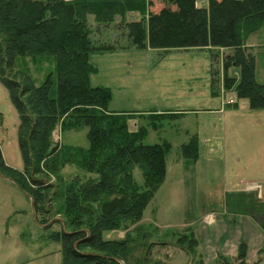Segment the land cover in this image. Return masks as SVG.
Instances as JSON below:
<instances>
[{
  "label": "trees",
  "instance_id": "trees-1",
  "mask_svg": "<svg viewBox=\"0 0 264 264\" xmlns=\"http://www.w3.org/2000/svg\"><path fill=\"white\" fill-rule=\"evenodd\" d=\"M158 1L164 6L151 12V0H0V81L19 113L18 141L24 161V170L12 168L0 147V170L32 198L39 224L59 215L69 227L65 231L70 233L44 227L51 239L60 242L63 264H164L152 262V242L147 239L134 244L128 232L126 237L105 238L107 232L141 220L165 179L170 143H145L147 123L130 130L132 115L143 113L107 109L111 90L90 85L89 76L97 71L90 55L129 46L207 49L211 94L233 91L238 99H247L250 108H264V83L257 82L255 56L245 45L246 37L264 21V0H207L206 8L197 7L196 0ZM129 12L140 17L126 20ZM113 23L123 26L128 45L94 37L99 25ZM43 63L46 72L38 79L31 66L39 68ZM231 67L238 69V76L229 74ZM56 128L62 133L86 128L87 145L55 141ZM181 151L183 157L195 160V138ZM66 166L75 170L68 178L63 172ZM136 167L142 183L134 178ZM55 224L62 226L59 221ZM190 243L197 244L193 235ZM140 245L142 256H134ZM180 246L193 251L189 244ZM245 255L242 242L237 257L224 258V263L251 264Z\"/></svg>",
  "mask_w": 264,
  "mask_h": 264
},
{
  "label": "rangeland",
  "instance_id": "rangeland-1",
  "mask_svg": "<svg viewBox=\"0 0 264 264\" xmlns=\"http://www.w3.org/2000/svg\"><path fill=\"white\" fill-rule=\"evenodd\" d=\"M157 3L162 2L154 0L151 12L158 11ZM139 17L137 12H129L125 19ZM90 22L95 26L91 17ZM121 28L117 23L99 25L94 37L128 45ZM245 44L253 45L255 78L264 83V21L246 37ZM90 61L97 68L89 76L90 85L111 90L107 109L143 113L132 115L130 130L147 123L145 143H170L165 179L141 220L126 229L109 231L105 238L126 237L128 232L134 244L147 239L152 242V262L160 260L164 264H225L224 258L235 259L244 242L245 260L264 264V108H250L247 99H238L233 91L211 94V55L207 49L163 51L129 46L90 55ZM42 65L31 66L38 79L46 72L47 64ZM229 74L238 76V69L231 67ZM0 112V147L5 163L22 171L20 117L1 81ZM154 112L173 115H147ZM86 130L62 133L56 128L52 136L59 143L87 145ZM192 138L198 148L195 160L183 157L181 151ZM73 170L66 166L64 177ZM134 178L138 183L143 181L138 167ZM34 212L32 198L11 177L0 174V264H63L60 242L39 226ZM208 216L210 221L206 220ZM54 218L64 223L61 216L51 220ZM52 224L47 226L70 230L65 223ZM191 235L197 242L193 247ZM181 244H189L193 251L186 252ZM143 250L140 245L132 254L142 256ZM229 262L233 264L234 260Z\"/></svg>",
  "mask_w": 264,
  "mask_h": 264
},
{
  "label": "crops",
  "instance_id": "crops-1",
  "mask_svg": "<svg viewBox=\"0 0 264 264\" xmlns=\"http://www.w3.org/2000/svg\"><path fill=\"white\" fill-rule=\"evenodd\" d=\"M151 1L153 2L154 0H151ZM195 4H196L197 7H200V8H206V7H207V0H196V1H195ZM163 6H164V3H157V9H156V10L161 9ZM245 45H246V44H245ZM246 46L251 47L252 50L254 49V48H253V45H246ZM263 46H264V45H263ZM221 91H223V92L225 93V91H224L223 89H222ZM206 220H207V221H210L211 218L208 216V217L206 218Z\"/></svg>",
  "mask_w": 264,
  "mask_h": 264
},
{
  "label": "water",
  "instance_id": "water-1",
  "mask_svg": "<svg viewBox=\"0 0 264 264\" xmlns=\"http://www.w3.org/2000/svg\"><path fill=\"white\" fill-rule=\"evenodd\" d=\"M0 174H2L1 173V170H0ZM12 179V178H11ZM34 214H35V212H34ZM35 217H36V214H35ZM37 220V219H36ZM54 221H59V222H61V219L60 218H54L53 220H51L50 222H48L47 224H45V225H39V226H41V227H46L49 223H53ZM61 224H62V226H64V223H62L61 222ZM63 231H65L64 229H63ZM85 231V230H84ZM66 233H70L69 231H65Z\"/></svg>",
  "mask_w": 264,
  "mask_h": 264
}]
</instances>
